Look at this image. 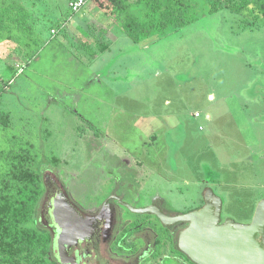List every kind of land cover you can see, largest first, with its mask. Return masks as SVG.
<instances>
[{
	"label": "rangeland",
	"instance_id": "1",
	"mask_svg": "<svg viewBox=\"0 0 264 264\" xmlns=\"http://www.w3.org/2000/svg\"><path fill=\"white\" fill-rule=\"evenodd\" d=\"M68 1L21 0L37 42L0 40V117L10 121L0 122V152L29 143L35 169L59 174L82 204L119 180L184 211L210 187L223 201V220L251 223L264 199L258 9L212 14L197 0V22L134 43L107 0H89L77 14ZM137 1L128 0V12L141 15Z\"/></svg>",
	"mask_w": 264,
	"mask_h": 264
},
{
	"label": "trees",
	"instance_id": "2",
	"mask_svg": "<svg viewBox=\"0 0 264 264\" xmlns=\"http://www.w3.org/2000/svg\"><path fill=\"white\" fill-rule=\"evenodd\" d=\"M107 1L124 15L122 29L134 43L181 30L200 18L197 0H138L144 5L141 15L128 12V0ZM203 1L212 14L225 8L243 13L254 5L264 18V0ZM30 19L21 0H0V40L37 42L30 38L34 35ZM108 47L103 43L101 52ZM0 122L5 128L10 125L7 115H2ZM32 150L29 143H21L19 150L0 152L4 164L0 171V264H57L52 234L40 223L45 171L35 169Z\"/></svg>",
	"mask_w": 264,
	"mask_h": 264
},
{
	"label": "flooded vegetation",
	"instance_id": "3",
	"mask_svg": "<svg viewBox=\"0 0 264 264\" xmlns=\"http://www.w3.org/2000/svg\"><path fill=\"white\" fill-rule=\"evenodd\" d=\"M46 172L40 223L52 234L57 264H62L56 250L59 231L55 214L58 208H65L62 209L65 226L70 225L65 232V264H161L165 258L173 264H196L181 248V235L189 227L188 222L166 225L156 214L136 210L154 207L166 216L176 218L203 208V195L199 206L175 211L165 206L166 200L160 194L141 196L117 178L118 182L113 181L100 197L82 204L59 174L51 178L46 176ZM51 172L54 174V170ZM50 192L54 196L45 207ZM128 199L138 206L132 207ZM127 211L149 218L130 220L126 216ZM43 215L48 224L43 223ZM227 220L221 219V224Z\"/></svg>",
	"mask_w": 264,
	"mask_h": 264
},
{
	"label": "water",
	"instance_id": "4",
	"mask_svg": "<svg viewBox=\"0 0 264 264\" xmlns=\"http://www.w3.org/2000/svg\"><path fill=\"white\" fill-rule=\"evenodd\" d=\"M205 205L200 210L171 218L154 207L137 209L140 213H154L166 225L188 222L181 235L182 251L196 264H264V199L248 224L228 219L221 224L223 201L213 189L202 193ZM65 209V208H62ZM57 210L55 220L59 236L56 243L58 259H65V214Z\"/></svg>",
	"mask_w": 264,
	"mask_h": 264
},
{
	"label": "built area",
	"instance_id": "5",
	"mask_svg": "<svg viewBox=\"0 0 264 264\" xmlns=\"http://www.w3.org/2000/svg\"><path fill=\"white\" fill-rule=\"evenodd\" d=\"M89 0H69L68 6L72 14H77L85 7ZM54 33V32H53ZM195 117H199V114H196Z\"/></svg>",
	"mask_w": 264,
	"mask_h": 264
},
{
	"label": "crops",
	"instance_id": "6",
	"mask_svg": "<svg viewBox=\"0 0 264 264\" xmlns=\"http://www.w3.org/2000/svg\"><path fill=\"white\" fill-rule=\"evenodd\" d=\"M150 154V153H149ZM166 161V160H165ZM163 176V175H162ZM164 177V176H163Z\"/></svg>",
	"mask_w": 264,
	"mask_h": 264
}]
</instances>
